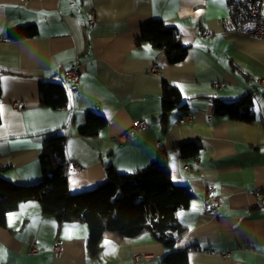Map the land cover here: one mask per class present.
<instances>
[{"label": "crops", "instance_id": "obj_1", "mask_svg": "<svg viewBox=\"0 0 264 264\" xmlns=\"http://www.w3.org/2000/svg\"><path fill=\"white\" fill-rule=\"evenodd\" d=\"M264 1V0H263ZM226 0H0V176L18 185L42 179L39 154L49 132L65 135L68 192L92 189L107 180L106 168L128 174L167 159L173 184L187 185L194 197L177 209L184 229L172 247L150 232L135 237L104 233L98 253L86 245L85 223L59 222L37 201L20 202L0 228V264H165L185 252L179 264H264V38L224 31ZM160 20L175 28L188 47L185 59L170 64L148 42L137 43L141 26ZM91 21V23L88 22ZM34 35L10 39L19 27ZM212 33L204 38L199 31ZM78 63L79 85L71 93L65 70ZM157 67L156 73L149 68ZM163 81L175 84L186 108L161 110ZM42 82L66 88L69 105L41 103ZM253 100L250 123L213 114L214 100ZM88 113L106 119L95 136L78 127ZM189 116L187 122L180 119ZM146 128L118 144L115 134L133 120ZM200 145L184 158L182 144ZM79 164L69 170L67 162ZM209 185L222 198L218 216L204 209ZM64 240L55 256L52 244ZM30 240L39 252L29 253ZM138 256V258H134Z\"/></svg>", "mask_w": 264, "mask_h": 264}, {"label": "trees", "instance_id": "obj_2", "mask_svg": "<svg viewBox=\"0 0 264 264\" xmlns=\"http://www.w3.org/2000/svg\"><path fill=\"white\" fill-rule=\"evenodd\" d=\"M137 43L148 42L165 54L170 64L185 59L188 47L180 43L174 27L162 21L151 20L141 26ZM34 35L33 26L19 27L7 37L17 40ZM40 100L52 109L69 105L66 88L61 84L42 82ZM179 88L163 81L161 110L165 115L174 108L185 109ZM253 100L243 94L232 101L214 100L213 114L232 120L250 123L254 120ZM106 119L88 113L86 123L78 127L85 137L95 136L105 126ZM65 135L49 132L39 154L42 179L36 184L18 185L0 176V228L5 226L7 213L13 212L20 202L34 200L46 215H53L59 222H81L88 228L86 245L92 255L100 249L104 233L120 237H135L150 232L164 246L172 247L184 229L176 219V211L185 208L194 197L187 185L173 184L166 156L162 153L151 164L132 173L117 174L108 166L107 180L92 189L70 194L66 174ZM200 145L195 142L182 144L184 158L197 156ZM186 253L176 252L164 258L165 264L185 262Z\"/></svg>", "mask_w": 264, "mask_h": 264}, {"label": "built area", "instance_id": "obj_3", "mask_svg": "<svg viewBox=\"0 0 264 264\" xmlns=\"http://www.w3.org/2000/svg\"><path fill=\"white\" fill-rule=\"evenodd\" d=\"M21 2H26L29 0H20ZM227 14L222 20V29L224 31H239L245 32L253 37L264 38V1L263 0H226ZM91 23L90 20H88ZM200 35L204 38H210L212 36L211 32L200 30ZM157 67L154 65L149 68L150 73H156ZM79 70L78 63L75 61L63 72L64 80L67 84L69 91L71 93L77 91L79 85ZM260 83H264L263 80ZM190 117L184 116L180 119L181 123L188 121ZM146 128L145 121L133 120L131 127L125 132L115 134L112 140L118 144H123L132 138V134L135 131L143 130ZM67 168L69 170L79 169V164L73 161L67 162ZM259 204L264 205V194L259 193ZM204 209L206 208L212 215L218 216L220 211V206L222 204V198L220 195L215 193L214 186L209 185L206 189V193L203 196ZM29 253L31 255H36L38 250V245L36 241L30 240ZM64 252V240L56 239L52 244V252L55 256H60ZM138 258V256H134Z\"/></svg>", "mask_w": 264, "mask_h": 264}]
</instances>
